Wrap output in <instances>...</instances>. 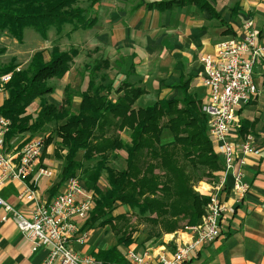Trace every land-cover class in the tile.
I'll return each mask as SVG.
<instances>
[{
  "label": "trees",
  "instance_id": "1",
  "mask_svg": "<svg viewBox=\"0 0 264 264\" xmlns=\"http://www.w3.org/2000/svg\"><path fill=\"white\" fill-rule=\"evenodd\" d=\"M105 1L0 0V32L18 43H23L26 29H34L45 41L51 30L62 38L70 28L66 35L71 37L97 26L98 19L92 14ZM182 4L171 1L149 7L166 10ZM202 8L219 19L207 2ZM81 52L75 47L65 50L56 45L36 52L19 70L16 64L0 68V74L13 73L6 87L8 97L0 106V117L11 121L5 142L29 134L28 142L49 125H55L54 135L45 137L46 147L57 143L54 155L61 162L50 201L70 179L80 175L86 163H93V210L79 233L110 227L119 237L117 246L94 256L103 264H130L127 254L119 248L133 243L135 229L130 216L136 213L137 219L153 225L160 236L198 224L209 198L196 193L191 184L219 180L223 161L216 153L202 103L196 94L189 93L187 83L179 86V99L137 107L144 89L129 82L128 76L116 84L108 73L110 60L95 59L97 49L84 52L88 62L81 74L86 88L75 93L68 85L61 104L51 103L49 97L56 88L50 82L62 81ZM132 70L133 67L131 73ZM76 97L80 103L75 109ZM36 101L40 102L39 110L31 114L29 108ZM165 131L173 137L167 144L162 141ZM124 133L128 141L123 139ZM238 134L244 138L247 129L243 126ZM116 162L120 169L113 166ZM102 179L105 188L98 185ZM117 205L126 207L128 213L118 214Z\"/></svg>",
  "mask_w": 264,
  "mask_h": 264
},
{
  "label": "crops",
  "instance_id": "2",
  "mask_svg": "<svg viewBox=\"0 0 264 264\" xmlns=\"http://www.w3.org/2000/svg\"><path fill=\"white\" fill-rule=\"evenodd\" d=\"M171 1L183 4L166 10L149 7L153 3ZM204 2L219 15V19L202 8ZM97 7H100L98 16H95L97 26L88 31H78L71 37L77 48L91 50L93 46L91 51L99 50L95 59L103 57L110 60L108 73L116 84L128 76L129 82L144 89L137 107H146L163 99H179V86L187 83L189 93L198 96L203 108L208 103L209 92L202 79V55L212 54L215 45L226 39L240 38L249 22L259 33L260 44L264 46V0H106ZM80 32L88 34L83 36ZM74 35H80V38L76 39ZM46 45L48 43L41 44L35 50L48 49ZM82 79L83 91L86 80ZM254 79L259 93L248 105L238 108V120L231 130V139L241 142L243 138L238 130L244 126L247 133L255 137L261 153L249 158L243 167L244 181L251 189L244 200L236 204L232 199V181L229 180L221 197L234 208V212L226 216L220 238L197 252L187 264H264V60L256 64ZM7 97L6 92L0 95V106ZM148 97L153 98L149 104L145 102ZM75 102L78 105L80 99H75ZM29 138L30 135L25 134L8 144L5 142L7 153L16 154ZM19 141L23 143L18 144ZM162 141L170 143L173 137L165 131ZM56 148L54 144L46 147L38 165V168L51 170L53 176L38 178L36 168L26 181L43 202H50V190L57 183L61 170V162L54 155ZM23 189V184L9 182L0 189V197L22 215L29 216L30 204L19 198ZM116 210L118 214L128 213L122 205H117ZM13 218L0 206V264H45L48 249L28 242ZM85 222L77 220L80 229ZM87 231L93 235L94 230ZM190 235L187 229L164 233L161 244H147L145 247L136 242L129 248L139 255L148 252L155 259L161 253L174 252L177 243L185 242ZM89 241L84 245L74 241L72 246L90 256L117 246L103 239H97L93 245H89ZM119 248L123 252L127 249Z\"/></svg>",
  "mask_w": 264,
  "mask_h": 264
},
{
  "label": "built area",
  "instance_id": "3",
  "mask_svg": "<svg viewBox=\"0 0 264 264\" xmlns=\"http://www.w3.org/2000/svg\"><path fill=\"white\" fill-rule=\"evenodd\" d=\"M264 60V46L252 22L246 23L240 38L226 39L214 47L212 54L202 55V79L209 92L203 112L208 118L209 133L216 153L223 161V173L213 185L201 188L209 197L205 215L199 225L187 229L188 240L176 246L172 254H159L155 259L135 250L126 252L131 264H186L200 250L214 244L221 236L222 225L234 208L221 197L232 181V199L241 203L251 189L244 181L243 167L249 158L260 156L255 137L246 135L241 142L231 139V130L238 120L237 110L248 105L258 95L254 79L256 64ZM20 68L18 67L17 70ZM13 73L0 74V95L5 93ZM11 121L0 117V189L9 182L23 184L20 200L30 204L29 216H24L0 197V206L13 215L21 234L36 247L48 249L45 264H103L93 256L82 254L72 246L85 244L89 232L79 233L77 220L86 221L93 209V192L86 189L79 177L68 181L64 190L50 202H43L26 181L38 168L45 149V140L36 138L9 155L5 138ZM47 168H38V178L52 177Z\"/></svg>",
  "mask_w": 264,
  "mask_h": 264
},
{
  "label": "rangeland",
  "instance_id": "4",
  "mask_svg": "<svg viewBox=\"0 0 264 264\" xmlns=\"http://www.w3.org/2000/svg\"><path fill=\"white\" fill-rule=\"evenodd\" d=\"M102 5H104V3ZM100 7H97L94 9L93 14H92L93 17L98 16ZM69 31H70V28H67L66 34L69 33ZM66 34L62 38H58L57 36H55L54 30H51L49 32V35H48V40H47V42H45L36 33V31L34 29H26L23 43H18L15 39L11 38L6 33L0 32V51H1V53H0V68H2L4 66L14 65V64L18 65L19 68H22L26 65V63L31 59V57L36 52L48 51L56 45L60 46L62 49H65V50H69L72 47L77 48L75 45V42L73 40L74 38L72 39V37H69ZM80 34H83V36H86L85 34H88V33H81L80 32ZM74 36H76L75 37L76 39L80 38V35H78V36L74 35ZM45 43H48V45H46L49 47L48 49L37 48L39 50H35L36 47H38L41 44H45ZM88 47H90V46H87V48ZM85 48L84 49L81 48L82 50L80 48H78V49H80L81 51L84 52L86 50ZM91 48L93 49V46ZM75 62L76 63L73 66L72 70H70V72L66 75V77L64 78L63 81H60V82L52 81V82H50V85L54 86L56 88V92L49 97V101L51 103H54L57 105L60 103V99L62 97L61 93L64 91L65 87L68 84L72 86L73 91L75 93H77L78 91H82V85L84 83V80L82 79L81 73L83 72L84 64H86L88 62V60L86 59L84 54H82V56L78 57ZM77 98L78 97H76V99ZM152 101H153L152 97H148L145 100V102L147 104L151 103ZM77 106L78 105H75V109L77 108ZM38 110H39V102H36L29 108V113L35 114ZM55 128H56L55 125H49L46 128V131L44 133L35 136L34 138H32V140L39 138V137L43 138L45 140V137H47L48 134L54 135ZM122 136H123L124 140H126V141L128 140V134L124 133V134H122ZM21 143H23V141L18 142V144H21ZM53 144L55 147H57L56 142ZM45 148H46V145H45ZM92 164L93 163H86L83 167V170L81 171V173L78 177L81 179L84 186L87 187L90 190V192H93V195H94L93 199H94L96 193L94 191V183L90 179L91 175L93 174V168L91 167ZM113 166L116 167L117 169L118 168L120 169V165L117 162L114 163ZM207 180L208 179L198 181V182H194L191 184L192 188L194 189V191L196 193H198L201 196H205V197H208V196L205 195L203 192L201 193V188L203 186L205 187L206 185H213V183L217 181V180L216 181L215 180L214 181H211V180L207 181ZM98 185L102 188H105L106 183H105L104 179L99 181ZM205 209H206V207H205ZM132 213H135V212H132ZM204 215H205V212H204L203 216ZM203 216H202V218H203ZM202 218H201L200 222L196 225H199L202 222ZM129 219H130L131 227H133L135 229L134 234H133V237H134L133 243L134 244L136 242H138V243H141L143 246L146 247L147 244L153 245V244H161L162 243L164 236L158 235L157 230L154 228L153 225H151V224H149L143 220L137 219L136 213L132 214ZM196 225H194V226H196ZM194 226H190L187 229L194 227ZM92 230H94V232H93L92 236H90V234H89V240H90V241L88 240L89 245H93L97 241V239L106 240L107 242H110L109 244H114V243L117 244L118 243L119 237L114 231H112L110 229V227H98V228H95ZM88 241L85 244H87ZM133 243L131 245H133ZM179 243H181V242H179ZM179 243H177V245ZM81 245H84V244H81ZM129 247L124 252H127L128 250L132 249ZM132 250H134V249H132ZM174 252H172V253H174ZM146 253H148V252H146ZM172 253H164V254L170 255ZM161 254H163V253H161ZM94 258H96V257H94ZM97 260H99V259H97ZM99 261H101V260H99ZM130 264H131V262H130Z\"/></svg>",
  "mask_w": 264,
  "mask_h": 264
}]
</instances>
